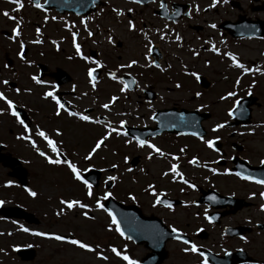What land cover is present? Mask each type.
I'll list each match as a JSON object with an SVG mask.
<instances>
[{
    "label": "flooded vegetation",
    "instance_id": "af4514ba",
    "mask_svg": "<svg viewBox=\"0 0 264 264\" xmlns=\"http://www.w3.org/2000/svg\"><path fill=\"white\" fill-rule=\"evenodd\" d=\"M25 11L21 4L19 7L10 4L0 14L6 21L8 16L15 19L28 14ZM221 35L226 36L224 32ZM229 40L234 38L229 37ZM256 40L264 45V36ZM14 52L7 64L12 67V72H7L0 82L3 94L24 108L28 102L20 97L26 93L52 105L43 96V91L54 88L52 72L57 67L67 70L65 52L48 50L40 56L35 52L32 60L29 58L32 54L29 48L25 54L27 57L21 60ZM262 52L263 58L254 63L256 74L249 76L242 73L233 79L238 78L235 84L242 86L241 96L251 93L256 97L255 102L257 99L260 102L251 107L248 123L233 127L229 126L232 120L230 111L241 96L225 97L229 92V79L225 80V73L228 69L235 71L233 69L236 68L234 64L226 63L224 53L211 55L203 63L200 56L191 55L193 60L177 59L180 66L175 67L170 66L172 62L168 63L163 54L159 67H155L150 65L149 55L143 50L131 55L129 60L137 63L126 71L107 69L108 74L116 76L118 84H122L121 74L133 76L134 88L122 100L126 102L127 120L133 126L144 128V131L137 132L144 133L141 139L159 147L166 154L161 156L147 145L140 146V139L130 137L129 132L123 130V136L115 143L113 161L115 168L127 170L131 183L138 185L135 186L136 190L127 188L129 182L128 185L125 183L126 190L117 187L122 184L115 185V198L125 205L137 206L145 225L158 226L165 235L170 236L164 244L165 258L159 264H203L205 257L208 264H264V209L261 208L264 198L260 196L264 192V185L257 183L264 179V163H261L264 161V50L261 48V55ZM39 62L45 65L42 75H39ZM163 62L168 64L164 66ZM214 62L216 66H213ZM4 64L6 61L2 62L1 68L6 72ZM75 69L77 71L73 73L67 70L72 73V82L83 83L86 68ZM217 74L224 76L217 79ZM33 76L45 83H37ZM7 80L11 81L3 83ZM225 81L228 83L225 84ZM10 82H14V86ZM177 84L181 87L177 88ZM66 86L57 88L56 93L72 97L76 91L70 89V94L64 89ZM146 90L151 92L146 93ZM182 90L184 96L180 93ZM165 109H170L177 117L182 115V110L191 111V120H199V123L192 125L193 129L189 132L154 130L155 114ZM33 111H37L35 106ZM9 116L14 122L18 121L12 114ZM217 125L222 126L216 128ZM209 140L213 142L211 147L207 144ZM6 148L3 154L12 155ZM181 149L184 151L181 152ZM149 153H152L150 159ZM172 164L177 165L176 172L170 171ZM0 171L7 177L2 185L9 184V181L17 182L9 167L0 163ZM245 176L253 179H244ZM150 184L153 189H149ZM157 195L160 202H157ZM212 196L214 200L209 199ZM168 203L173 205L171 209L167 207ZM172 228L178 231L173 232ZM185 239L190 241L188 245L183 243ZM193 243L205 257L183 251ZM139 248L143 254L148 250L143 245Z\"/></svg>",
    "mask_w": 264,
    "mask_h": 264
},
{
    "label": "rangeland",
    "instance_id": "374dc122",
    "mask_svg": "<svg viewBox=\"0 0 264 264\" xmlns=\"http://www.w3.org/2000/svg\"><path fill=\"white\" fill-rule=\"evenodd\" d=\"M167 2L189 3L191 15L187 18L178 20L175 24H165L160 18L155 17L150 12L149 8H138L133 6L128 0H105L104 7L100 8L98 13L90 17L87 22L78 23L75 21V29L79 33L84 30V33L79 37L86 38L85 44L90 48H95L99 52V56L104 61L105 66L126 68L128 60L132 54L137 55L136 52L145 50V41L138 35L142 28L149 31L150 42L159 43L161 49L167 54V60L174 63L175 66H180L177 59L187 60L191 58L192 52L200 57L201 63L205 58L211 56L213 49L216 47L208 46L215 43V36H219V31H213L211 25L218 24L223 19L235 20L238 14H245L251 18L258 17L264 19L263 11H251L250 7L255 4L253 0H236L241 5V10L225 3L223 0H166ZM223 4H218V3ZM6 5L0 1V10ZM121 11L122 15H117V11ZM132 9V12H128ZM131 20L135 24V29L130 30L128 21ZM12 23L4 22L0 16V77L2 74V62L12 60L13 52L17 50V43L8 41L9 30ZM167 25V27H165ZM169 26L171 29L169 30ZM49 28L57 29V33L52 32L50 35L53 38L61 35L63 31L52 23ZM157 28V32H155ZM44 30L46 32L47 30ZM87 29V30H86ZM168 37L163 39L165 33ZM88 31L92 35H88ZM49 34H45L47 36ZM49 35V37H51ZM113 37V43H110L108 37ZM162 38H160V37ZM177 36L180 39H177ZM208 38L209 42L201 40V38ZM58 38V37H57ZM160 38V40L158 39ZM48 42V40H47ZM221 42V41H220ZM41 47L38 49H49L50 46L40 43ZM45 44V45H44ZM254 39L230 41L226 53L231 54L238 59H245L248 67L250 64L257 62L262 55L260 49L264 50V45ZM67 48L65 46L64 50ZM72 49V47H70ZM218 49V48H217ZM15 53V52H14ZM191 60H193L191 58ZM68 69L81 68L85 65L82 63H72L65 60ZM164 64V62H163ZM124 65L125 67H121ZM89 66V65H88ZM213 66H216L214 62ZM71 72V70H69ZM238 71H231L228 69L225 73V80L229 79V90L233 88L232 81L236 77ZM78 77L82 75L77 74ZM84 76V75H83ZM224 75L217 74L215 77L220 79ZM74 84L70 83L64 88L67 92L70 89L76 91V94H81L79 98H72L76 102V107L85 111H89L85 115L91 117L89 121H76L75 119L68 118L65 113L60 111L59 116L56 115L57 107L52 104L49 105L46 101H42L37 96L24 94L20 97L21 100L28 102L27 108L32 118L33 123L29 130L25 132V128L21 124L14 123L7 115L0 114V142L7 145V150L14 156H19L25 162L24 166L27 169V189L35 191L37 195L34 198L28 194V191L21 190L20 188L12 185L3 186L1 183L7 177L4 176L3 171H0V205H20L24 209L34 213L39 222L37 224L24 227L20 223H12L9 220H3L0 216V264H128L123 259L127 255L130 259L134 260V256H140L141 250L137 247L128 249V243L114 232L115 229L110 225L109 218L105 211L98 208L95 202L100 199L99 195L103 194V187L91 188L92 195L87 194V189L82 181H77L71 170L64 167L50 166L46 163L44 157L39 155L37 148L40 151L48 153L45 144L40 140L36 134V130H44V132L52 137L55 143L60 147H66L73 155V163L77 165L78 169L82 171L86 166H95L102 168L106 176H115L112 172L104 171L106 166H110L115 157L114 144L115 141L111 138L113 134L111 129L117 126V122L121 118H116L114 114V107L126 106V102H122L126 97L119 93L120 87L111 84L105 76L103 81L92 88L85 82L75 81ZM223 82V81H221ZM228 82L225 81V84ZM18 84L20 82L18 81ZM93 89L90 91V89ZM88 90L89 93H86ZM264 92V90H262ZM184 96V90L180 92ZM91 94V95H90ZM74 97V96H73ZM112 97H120L119 101L114 104L111 103ZM69 99V98H68ZM118 99V98H117ZM103 104H109L107 109L103 108ZM37 111H33V107ZM55 114V116H53ZM100 116L103 120H99ZM59 130L62 135L57 136L56 130ZM28 135L29 140L20 137ZM107 137L106 139H103ZM104 140V144L96 152L97 157L89 159L88 163H84L83 159L77 161L78 158H84L90 152L89 148L93 147L94 143L98 140ZM33 142L36 147H33ZM89 149V150H88ZM49 154V153H48ZM69 155L68 153H66ZM51 155V154H50ZM103 157L100 164L99 157ZM118 173V172H117ZM127 188H133L137 184H132L128 174L124 175ZM125 182V181H124ZM126 184L117 186L126 190ZM116 187V188H117ZM115 188V190H116ZM26 189V188H25ZM105 192V191H104ZM116 193V192H115ZM34 198V199H32ZM61 200H79L88 207L81 209L74 206L73 209H67L66 205H62ZM23 205H21V204ZM64 211L60 213L61 209ZM87 212L89 217L86 218L82 213ZM27 228L29 231H24ZM36 232H43L47 235H35ZM54 235H64L65 241H57ZM70 239H79L82 242L89 243L95 251H98L102 256L107 259H101L95 252H88L80 249L78 246L72 245L67 241ZM33 246L36 250V256L32 262L26 263L19 260L14 254L18 247ZM98 246V247H97ZM116 248L120 252L117 256L111 251ZM3 249V250H2ZM126 253H124V250Z\"/></svg>",
    "mask_w": 264,
    "mask_h": 264
},
{
    "label": "snow or ice",
    "instance_id": "6c2138e0",
    "mask_svg": "<svg viewBox=\"0 0 264 264\" xmlns=\"http://www.w3.org/2000/svg\"><path fill=\"white\" fill-rule=\"evenodd\" d=\"M13 2L16 3L18 7L20 6V0H13ZM134 2H136V3H140L141 0H134ZM223 2L226 3L227 0H223ZM213 3H214V4L217 3V0H213ZM35 6H36L37 8H40V7H41V4L36 3ZM161 7H164V5L161 4ZM114 11H117V10L114 9ZM127 11L130 13V12H132V9H128ZM122 14H123V13H122L121 11H117V15H122ZM4 15L7 16L8 13L5 12ZM45 19H47V17H45ZM52 19H56V18L53 17ZM82 23H83V21H82ZM128 27H129L130 30H134V29H135V24L133 23V21H131V20L128 21ZM165 27H167V25H165ZM211 27L214 28L215 25H211ZM86 30H87V29H86ZM13 31L16 32L17 35L19 34V32H18V28H14ZM39 31H40V29L37 28V32H39ZM72 35H73V43H74V46H75V51H76V54L79 56V55H81V46H80V44L75 43L76 35H77V34L74 32ZM88 35L91 36V35H92V32H91V31H88ZM177 39L179 40L180 37L177 36ZM108 40H109L110 43H113V42H114V41H113V37H111V36L108 37ZM36 42L38 43V42H40V41H36ZM21 47L23 48V45H21ZM213 50L216 51L215 48H214ZM149 52H151V48H149ZM194 54H195V53H194ZM226 55H231V54L226 53ZM83 58H84V59H90L89 57H83ZM21 59H23V56H22V55H21ZM232 59H233V61L235 62V57H234V56L232 57ZM136 63H137V61L132 60V61L127 65V67H131L132 65H135ZM156 66L159 67L158 64H157ZM237 66L240 67V68H243L245 72L249 71V69L245 68L244 65H242V64H238ZM97 67H100L99 63H97ZM121 67H125V66H124V65H121ZM94 71H95V69H93V68H89L88 71H87L88 76H89L93 81L95 80V76H93ZM109 75H112V74L110 73ZM193 75L195 76L196 74L193 73ZM112 78H113V79H116L115 75H112ZM197 78H198V77H197ZM32 79L35 80L37 83H45L43 80H37V78H36L35 76H33ZM238 82H239V81H237V83H238ZM3 83L7 84L8 82H7V81H3ZM92 86H93V88H94V87H95V84L93 83ZM125 87H126V86H125ZM176 87L179 88V87H181V85H180V84H177ZM124 90H125L124 88L121 89V91H124ZM17 92H19V89H17ZM196 95L199 96L200 93H196ZM227 95H228V96H235V93H234V92H229ZM44 96H45V97H51L53 100L56 101V104H57L56 115H57V116H59L61 110H65V111H67V110L65 109V105H64L63 103L60 102V100L58 99V97H57L56 95H54L53 91L45 92V93H44ZM224 98H225V97H221V99H224ZM116 99H117V97H112V98H111L112 101H115ZM0 100H4V101L6 102V104H7V107H8L9 109H12L11 114H12L13 116H15V117L19 120V122H20L21 125H24L25 132H27V131L29 130V129H28V126L25 124V122H24L22 119L19 118V114L14 110V104H13V101L7 99V97H5L3 93H0ZM102 107L105 108V109H107V108L109 107V104H103ZM2 111H3V110L0 109V112H2ZM68 115H69V116H77L78 113L70 112V111H69V112H68ZM80 119L83 120V121H89V120L91 119V117H89L88 115H81V116H80ZM124 123H125V121H121V122H120L121 126H123ZM221 126H222V125H217L216 128H219V127H221ZM213 130H215V129H213ZM113 131H115V129H113ZM36 134H37L38 136H40V137H43V139L47 141V144H48V146L51 148V150H52L53 153H58V152H59L58 148L56 147L55 142H54L53 140L49 139L48 135H47L44 131H40L39 129H37V130H36ZM55 134H56L57 136L62 135V133H61L58 129L56 130V133H55ZM125 135H126V133H125ZM20 138L25 139V140H29V139H30V137H29L28 135H24V136H22V137H20ZM106 138H107V137H104L103 139H106ZM103 139H102V140H98V141H96L95 146L91 149V151L88 153V155L84 157L85 160H89V159H91L92 155L97 151V149H99V148L101 147V145H102V143H103ZM138 143H139L140 146L147 145L149 148L152 149L153 152H155V153H159L161 156L166 155V154H165V153H164L159 147H156L155 145L148 143V141L145 140V139H140V140L138 141ZM212 143H213V142H212L211 140L207 141V144H208L209 147L212 146ZM33 147H36V145H35L34 142H33ZM37 151L39 152V155H40L41 157H44V158L47 160V162H48L49 164H52V165H60V164L63 163V164H65V165H67V167L71 170V173L73 174L74 178H75L77 181H82V182H83V184L85 185V187H86V189H87V194H88L89 196L92 195V192H91L92 185L89 183V181H88L87 179H84V177H83L82 174H81V171L78 169V167H77L76 164L71 163V162L68 161L67 159H63V160H62L61 158H59V155H58L56 158H51V157L47 156V155L45 154L44 151H40L39 149H37ZM183 151H184V149H181V152H183ZM151 156H152V153H149V157H148V158L150 159ZM173 159H176V157H173ZM194 159H195V158H194ZM125 160H127V157H125ZM191 162H192V161H190V163H191ZM261 163H264V161H261ZM112 167L115 168L116 165H112ZM176 169H177V165H176V164H172L171 167H170V171H172V172H176ZM84 171H87V169H85ZM213 171H215V169H213ZM164 175H167V173H164ZM237 175H240V174L237 173ZM243 178H244V179H253V177H251V176H245V177H243ZM109 179H110V180H114V179H116V178H115V177H109ZM184 182H185V183H188L186 180H185ZM8 183L11 184L12 182L9 181ZM257 183L264 185V179L258 180ZM189 186H190V187H195V185H189ZM148 187H149V189H153V185H151V184L148 185ZM25 190L28 191V194H29L30 196L35 197V196L37 195V193H36L35 191H31L30 189H27V188H26ZM110 195H111V193H106V194H105V198H106L107 196H110ZM260 196H261L262 198H264V192H261V193H260ZM156 199H157V202H160L159 195H157ZM209 199H210V200H214L215 197L212 196V197H209ZM2 203H3V201H0V204H2ZM60 203H61L62 205H66L67 209H69V210L73 209L74 206H78V207L81 208V209H85V208L88 207L87 205L83 204V203H82L81 201H79V200H70V201H64V200H61ZM96 205H97L98 208H103V205L100 203L99 200L96 201ZM167 207H168L169 209H171V208L173 207V205H172L171 203H168V204H167ZM261 208L264 209V204L261 205ZM63 211H64V209L62 208V209L60 210V213H57V215L61 214ZM82 214H83L86 218H88V219H92V217H89V216H88V213H87L86 211L83 212ZM109 215L111 216V213H109ZM209 219H210V218H209ZM112 224L117 225V226H116V230H117V231H120V228H119V225H118L117 222H116V218H115V216H112ZM23 230L26 231V232L29 231L27 228H24ZM172 231H173V232H177L178 230H177L176 228H172ZM120 234L123 235V232H121ZM35 235L45 236V235H47V234H46V233H43V232H36ZM53 238H54L55 240H57V241H65V239H66V237H65L64 235H54ZM176 238H177V239H180L179 236H177ZM67 242L70 243V244H72V245L78 246L80 249L86 250V251H88V252H95V254H96L97 256H99L101 259H107V257L102 256V254H101L100 252L95 251V249H94L89 243L82 242V241L79 240V239H70V240H68ZM183 243H184L185 245H188V244L190 243V241H188V240L185 239V240L183 241ZM97 247H98V246H97ZM111 251H112L113 253H115L117 256H120V255H121L120 252H118L117 249L114 248V247L111 249ZM183 251L186 252V253L189 252V251H190V252H193V253H199V255H200L201 257H205V254H204L203 252H199V249H198L197 245L194 244V243L191 244V247H190V248H189V247H185V248L183 249ZM123 259H124L125 261H127L128 264H139L138 261L130 259L127 255H124V256H123ZM203 264H208V261H207V258H206V257H205L204 260H203Z\"/></svg>",
    "mask_w": 264,
    "mask_h": 264
},
{
    "label": "water",
    "instance_id": "95a60500",
    "mask_svg": "<svg viewBox=\"0 0 264 264\" xmlns=\"http://www.w3.org/2000/svg\"><path fill=\"white\" fill-rule=\"evenodd\" d=\"M54 1L56 3H61V0H54ZM143 1H146V0H143ZM75 2H76V0H71L70 4L75 3ZM85 2L91 4L93 2V0H85ZM182 8H184V6H179L177 9H178V11H180ZM247 22L248 21H245L243 19H239L237 22L232 24V26L239 27V28H242V29H247V28L251 27ZM257 24H259V23H257ZM12 160H15V159H12ZM16 162H17L18 169H20L18 161H16ZM20 179L22 181V184H25V171L23 169H21ZM15 210L16 211H12L11 214L8 213L7 215H11V216L12 215H14V216H20L21 215L20 217H22L23 214L18 215V214H16L18 209L16 208ZM26 219L28 221H31V219H28L27 217H26ZM29 252L33 253V252H31L30 249H28V250L24 249V250L19 251V253H21V255H22V259H26V260L27 259H31L33 257V254H28Z\"/></svg>",
    "mask_w": 264,
    "mask_h": 264
}]
</instances>
